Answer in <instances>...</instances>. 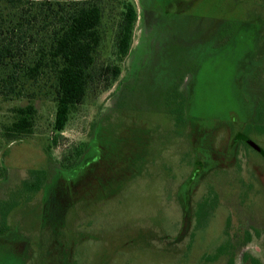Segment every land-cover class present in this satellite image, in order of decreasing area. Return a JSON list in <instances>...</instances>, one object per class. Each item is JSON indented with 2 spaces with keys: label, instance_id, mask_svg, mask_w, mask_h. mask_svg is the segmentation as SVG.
<instances>
[{
  "label": "rangeland",
  "instance_id": "obj_1",
  "mask_svg": "<svg viewBox=\"0 0 264 264\" xmlns=\"http://www.w3.org/2000/svg\"><path fill=\"white\" fill-rule=\"evenodd\" d=\"M123 1L99 0L105 39L98 63L112 59ZM251 21L261 26L254 43L248 28L245 42L230 43L239 24ZM141 31L137 16L119 75L106 89L101 80L91 84L60 134L51 128L49 85L36 95L33 132L19 138H5L1 123L27 101L0 100L7 170L0 221L8 208L0 264H264V0H200L193 17L173 26L152 73L132 82ZM193 42L195 74L185 68ZM180 73L177 87L161 94ZM175 93L180 99H169ZM236 129L241 140L227 158ZM94 138L95 174L74 183L86 163L66 170L68 156L80 160ZM196 157L201 164L188 183Z\"/></svg>",
  "mask_w": 264,
  "mask_h": 264
},
{
  "label": "trees",
  "instance_id": "obj_2",
  "mask_svg": "<svg viewBox=\"0 0 264 264\" xmlns=\"http://www.w3.org/2000/svg\"><path fill=\"white\" fill-rule=\"evenodd\" d=\"M102 15L99 0H0V100L25 98L27 101L12 106L4 117L1 129L5 138L12 140L33 132L37 114L35 99L42 87L49 85L53 94L55 110L51 128L60 134L91 84L101 80L102 89H106L117 78L120 62L128 54L132 42L136 11L130 4L121 2L112 35V59L107 63H98L97 59L105 39ZM260 27L256 21L239 24L227 45L245 42L244 28L249 29L251 35L247 36L254 43ZM184 107L186 114L191 116L186 101ZM180 110L178 106L177 115L181 114ZM235 121L229 122L231 127L237 124ZM237 129L231 133L227 158L233 156L235 145L241 140L237 137ZM94 140L80 160L68 156L66 170H75L86 163L80 172H75L74 183L81 181L86 173L95 174L100 157L93 155ZM80 150L81 145L70 153L76 156ZM196 158L198 163L193 165L186 180L188 183L201 164ZM6 178L7 170L0 166V179ZM57 178L63 180L60 171ZM31 184L35 190L37 184ZM7 211L8 208L1 213V231L8 228Z\"/></svg>",
  "mask_w": 264,
  "mask_h": 264
},
{
  "label": "flooded vegetation",
  "instance_id": "obj_3",
  "mask_svg": "<svg viewBox=\"0 0 264 264\" xmlns=\"http://www.w3.org/2000/svg\"><path fill=\"white\" fill-rule=\"evenodd\" d=\"M123 2L130 4L135 9L136 18L137 16L139 17L142 25L138 54L136 56L137 64L132 65L131 68V74L134 77L132 82H134L138 81L136 76L140 72H142V75L144 72L152 73L153 65H151L150 62H152V59L159 52L158 50L163 46V43H167L172 38L173 26L178 22H182V19L185 18L186 15L193 17V14L198 10L200 0H125ZM137 11L139 12L138 15ZM194 21L196 23V18ZM208 33L209 36L210 31H208ZM192 46L190 51H186L188 57L186 58L185 64H187L188 67L183 66V61L181 62V67L190 68L195 74L199 67L198 42H193ZM129 52L130 49L128 53ZM180 75L181 73L179 75L176 74V76L171 75L167 80V84H165L167 86L163 85L161 88V94H163V91L166 93L167 88L175 89L180 82ZM193 82L194 76L191 85ZM167 97L166 94V98ZM169 99H175L177 101L180 98L178 94L175 93V96H170Z\"/></svg>",
  "mask_w": 264,
  "mask_h": 264
}]
</instances>
